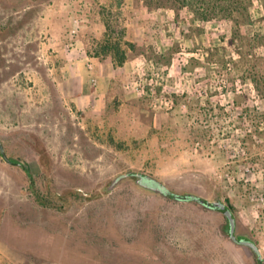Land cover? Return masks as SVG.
I'll return each instance as SVG.
<instances>
[{
	"label": "rangeland",
	"instance_id": "1",
	"mask_svg": "<svg viewBox=\"0 0 264 264\" xmlns=\"http://www.w3.org/2000/svg\"><path fill=\"white\" fill-rule=\"evenodd\" d=\"M135 28V47L120 45L136 71L120 76L137 109L117 97L104 112H76L60 80L65 46L76 42L83 60L107 33ZM154 78L170 109L126 90ZM0 142L35 177L46 167L55 191L85 197L66 212L41 207L26 174L0 155V264H256L220 211L132 178L109 189L129 171L232 207L235 235L255 242L264 264V231L254 234L264 217L254 219L249 199L258 180L224 177L264 167V0H0Z\"/></svg>",
	"mask_w": 264,
	"mask_h": 264
},
{
	"label": "crops",
	"instance_id": "2",
	"mask_svg": "<svg viewBox=\"0 0 264 264\" xmlns=\"http://www.w3.org/2000/svg\"><path fill=\"white\" fill-rule=\"evenodd\" d=\"M132 21L135 22V19ZM134 31L131 30L128 35L118 38V41L120 42V39L128 41L132 44L131 49L134 48V44L140 40L137 28ZM159 38V42L156 41L157 44H160L155 47L156 53L163 52L162 50L165 48L162 45V38ZM79 49L82 48L79 47ZM121 49L125 50L127 56L132 53L130 48L121 47ZM82 51L86 53L83 49ZM96 52L97 50H95ZM86 57L80 60L76 55L74 56L73 52V54L71 53V62L64 63L61 68V71L65 72L60 79L61 84L67 86L65 98L71 102L74 110L76 112H104L105 108L111 105L114 98L117 97L122 101V105L128 104L130 110L137 109L132 97L121 90L125 79L120 76V73L127 72V74L125 73L127 76L133 77L138 58L127 57L123 64L117 65L112 55L106 56L102 60L96 57ZM87 61L91 63V70H88L86 66ZM91 79H95V85L92 84ZM260 230L264 231L263 223H259L258 227H254V234L258 235Z\"/></svg>",
	"mask_w": 264,
	"mask_h": 264
},
{
	"label": "trees",
	"instance_id": "3",
	"mask_svg": "<svg viewBox=\"0 0 264 264\" xmlns=\"http://www.w3.org/2000/svg\"><path fill=\"white\" fill-rule=\"evenodd\" d=\"M178 1H200V0H178ZM189 4V3H188ZM190 5V4H189ZM122 34L120 35L121 38ZM113 40L111 33H107L104 37L102 44L100 45V52H96L93 57L100 58L105 56V52L112 53L117 65L123 64L127 59L125 50L121 49L119 39ZM129 47L131 44H127ZM102 52V55L100 53ZM12 161V160H11ZM13 165H17L26 174L28 180V188L32 193L35 203L41 207L53 209L59 212H66L75 202H81L85 198L79 191H69L66 193H59L52 189V179L49 176V171L45 167L41 173L35 177L30 174L29 170L17 161H12ZM232 209V207H230ZM256 264H262L260 261H256Z\"/></svg>",
	"mask_w": 264,
	"mask_h": 264
},
{
	"label": "water",
	"instance_id": "4",
	"mask_svg": "<svg viewBox=\"0 0 264 264\" xmlns=\"http://www.w3.org/2000/svg\"><path fill=\"white\" fill-rule=\"evenodd\" d=\"M0 155L5 162L12 164V161L8 159L4 152V148L1 142ZM126 178H132L134 180V183L144 191L158 194L164 198H169L175 202H192L209 210L220 211L221 213H223L227 220L226 232L229 239L238 245L245 246L251 249V251H253V253L256 255L257 261L261 262V251L257 244L250 240L238 238L235 235V218L233 216V213L231 209L220 199H214L212 201H209L192 193L177 194L169 190L161 181H159L155 177L140 172L131 171L117 175L111 181L109 189L113 188L120 180Z\"/></svg>",
	"mask_w": 264,
	"mask_h": 264
},
{
	"label": "built area",
	"instance_id": "5",
	"mask_svg": "<svg viewBox=\"0 0 264 264\" xmlns=\"http://www.w3.org/2000/svg\"><path fill=\"white\" fill-rule=\"evenodd\" d=\"M78 22L74 21L72 25L71 34L76 35L78 31ZM79 47L76 42L72 41L65 46V51L69 54H73L75 51H79ZM88 70L92 69L91 63L87 61L86 64ZM92 84L95 85V79H91ZM155 86H160V83L157 78L149 79L148 81H133L129 85H126V90H130L135 95L138 96H147L151 98L152 105L154 108H159V106L164 104L167 109H170L171 106L168 105V102L164 101L162 96L157 95ZM244 154V153H243ZM239 173L244 175L254 176L258 181L253 184L254 189L250 191L249 199L252 202L253 216L255 220H260L264 217V167L255 164H247L244 166H235L234 170L228 171L224 174L225 180L229 185H232L236 181V177Z\"/></svg>",
	"mask_w": 264,
	"mask_h": 264
}]
</instances>
